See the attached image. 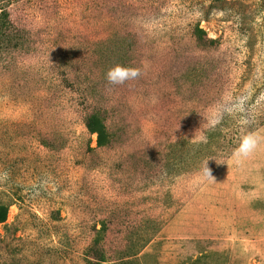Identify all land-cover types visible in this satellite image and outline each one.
I'll list each match as a JSON object with an SVG mask.
<instances>
[{
	"label": "rangeland",
	"instance_id": "rangeland-1",
	"mask_svg": "<svg viewBox=\"0 0 264 264\" xmlns=\"http://www.w3.org/2000/svg\"><path fill=\"white\" fill-rule=\"evenodd\" d=\"M1 7L25 44L0 49V264H264V0ZM117 64L141 74L111 85Z\"/></svg>",
	"mask_w": 264,
	"mask_h": 264
},
{
	"label": "trees",
	"instance_id": "trees-1",
	"mask_svg": "<svg viewBox=\"0 0 264 264\" xmlns=\"http://www.w3.org/2000/svg\"><path fill=\"white\" fill-rule=\"evenodd\" d=\"M0 0V49L4 48H18L24 46V35L17 29L10 21L9 13L4 7H1ZM195 36L200 44L210 45L214 44L213 39L204 40V31L196 27ZM207 42V43H206ZM84 126L89 135H95V143L97 147H105L110 143V135L106 129L104 122L97 114H91L85 119ZM220 127L217 129L210 127L203 133V137L197 143L192 145L193 150L196 151L198 164L200 165L207 157L212 156V151H218L216 148L221 141ZM6 213V208H5Z\"/></svg>",
	"mask_w": 264,
	"mask_h": 264
},
{
	"label": "clouds",
	"instance_id": "clouds-1",
	"mask_svg": "<svg viewBox=\"0 0 264 264\" xmlns=\"http://www.w3.org/2000/svg\"><path fill=\"white\" fill-rule=\"evenodd\" d=\"M140 74H141L140 70L137 68H130L117 64L107 70V72L105 73V79L111 85H122L126 81L136 79L137 77L140 76ZM237 109L243 111L242 98L236 103L224 105L220 109H218L216 122H219V118L224 113H231ZM259 143H260L259 138L252 134L244 136L241 139L239 146L235 151V156L237 160H239L240 158L248 157L258 147ZM7 175L8 173L6 171L0 172V178H7ZM203 175L209 179L214 180V178L211 177L210 175V170L206 166H204Z\"/></svg>",
	"mask_w": 264,
	"mask_h": 264
}]
</instances>
